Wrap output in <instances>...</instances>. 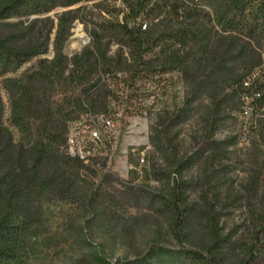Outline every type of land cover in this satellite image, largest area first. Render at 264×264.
Returning a JSON list of instances; mask_svg holds the SVG:
<instances>
[{"label":"trees","instance_id":"obj_1","mask_svg":"<svg viewBox=\"0 0 264 264\" xmlns=\"http://www.w3.org/2000/svg\"><path fill=\"white\" fill-rule=\"evenodd\" d=\"M120 2L0 0V83L9 100L6 124L0 93V264L29 261L35 236L47 230L44 206L56 200L76 203L97 218L106 206L118 212L138 202L163 211L166 224L156 228L153 245L135 264H264V211L239 241L224 232L212 200L199 210L202 236H195L196 206L179 188L183 183L165 193L134 187L111 171L106 156L92 152L84 160L67 145L72 126L99 123L101 114L121 111L120 123H129L140 107L142 79L178 72L195 83L193 95L164 117L161 145L172 140L165 138L168 130L193 113L198 90L211 94L199 150L236 143L214 135L232 111L250 112L255 162L247 188L254 195L263 189L264 206V0ZM93 8L108 18L93 22L89 43L66 53L75 22L94 14ZM53 9H61L55 17L49 15ZM113 42L119 45L111 53ZM51 48L52 57L45 56ZM196 160L181 158L179 166ZM85 229L78 228L71 247L102 260Z\"/></svg>","mask_w":264,"mask_h":264},{"label":"rangeland","instance_id":"obj_2","mask_svg":"<svg viewBox=\"0 0 264 264\" xmlns=\"http://www.w3.org/2000/svg\"><path fill=\"white\" fill-rule=\"evenodd\" d=\"M59 10L53 9L49 15L55 17ZM93 11L94 14L75 22L64 47L66 53L73 54L89 43L93 22L108 18L103 12L97 13L94 8ZM118 45L113 42L111 53L116 51ZM52 55L51 48L45 56ZM140 84L142 100L138 110L128 117L129 123H120L121 111L113 116L101 114L97 117L104 138L99 145L92 146V152L106 156L111 171L119 174L131 186L165 193L172 185L183 183L179 188L186 190L189 202L196 206L195 236H202L198 225L201 220L199 210L209 206L213 200L221 211L224 232L231 233L239 241L247 238L257 224L256 214L264 211L261 201L263 189L258 186L254 195L247 188L255 162L250 112L232 111L214 135L219 140L234 137L236 143L218 149L210 144L199 150L197 143L205 132L211 94L209 88L198 90L197 98L193 100V113L187 120L168 130L165 138L171 137L172 140L162 146L159 136L164 135L161 126L164 117L174 112L185 98L193 95L195 83L178 72H167L142 79ZM0 93L6 104L7 124L8 92L1 83ZM103 117H109L112 122L103 125ZM83 122L87 121L84 119ZM86 128L87 125L81 128L82 135L87 133ZM141 150H145L146 154L144 164L138 158ZM188 156L197 158L195 164L181 169L180 159ZM211 156L214 159L210 160ZM44 208L47 230L35 236L37 250L26 264H135L137 257L146 254L153 245L156 228L167 222L163 211L140 202L118 212L113 207H102L103 214L99 218L76 203L61 200L48 202ZM80 226L86 227L85 236L93 243V252L102 256V260L71 247ZM172 242L178 244L175 238Z\"/></svg>","mask_w":264,"mask_h":264},{"label":"built area","instance_id":"obj_3","mask_svg":"<svg viewBox=\"0 0 264 264\" xmlns=\"http://www.w3.org/2000/svg\"><path fill=\"white\" fill-rule=\"evenodd\" d=\"M121 0H116L119 5H122ZM147 22L144 21L142 24V29L146 28ZM106 124L111 123V119H103ZM87 133L85 135L81 134V129L72 126L70 136L68 138V151L71 154L78 155L80 158L87 160L88 156L92 153L94 147L93 145H99L104 138V133L101 128V124L93 120L92 124L87 125ZM145 150H141L138 154L141 164L146 162Z\"/></svg>","mask_w":264,"mask_h":264}]
</instances>
